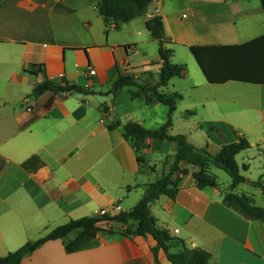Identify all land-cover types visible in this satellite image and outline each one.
<instances>
[{
  "label": "crops",
  "instance_id": "crops-1",
  "mask_svg": "<svg viewBox=\"0 0 264 264\" xmlns=\"http://www.w3.org/2000/svg\"><path fill=\"white\" fill-rule=\"evenodd\" d=\"M97 4L0 0V158L5 161L0 257L71 220L101 211H131L144 187L160 180L174 163L175 144L148 140L138 150L124 136L128 123L162 128L168 107L134 97L135 88L111 94L121 74L158 82V44L146 28L152 15L118 31L114 23H105ZM156 14L162 17L173 64L187 67L185 78L171 80L164 89L183 95L169 134L184 135L212 155L245 137L251 149L236 158L248 182L242 187L258 189L263 197V189L254 184L264 185V0H158ZM191 48H204L207 57L221 59L231 79L209 83ZM90 70L96 76L89 77ZM46 81L74 84L94 95L48 92L32 97ZM33 157L43 166L26 172L21 166ZM231 186L219 183L199 190L188 176L176 199L161 197L152 203L151 213L157 226L187 249L211 254L209 264H264V222L225 205ZM234 193L264 209L257 205L255 191L239 186ZM125 228L103 224L89 247L72 254L64 241L48 242L21 264H157L155 241L119 235ZM111 229L116 233L110 234ZM158 264H171L164 252H159Z\"/></svg>",
  "mask_w": 264,
  "mask_h": 264
},
{
  "label": "trees",
  "instance_id": "trees-1",
  "mask_svg": "<svg viewBox=\"0 0 264 264\" xmlns=\"http://www.w3.org/2000/svg\"><path fill=\"white\" fill-rule=\"evenodd\" d=\"M151 2L152 0H98L97 9L105 23L107 25L114 23V28L119 31L133 20L146 17ZM146 28L151 39L158 44L160 65L158 82L156 84L143 83L132 75L121 74L111 94L116 95L125 88H135L137 92L134 97L143 99L147 104L159 102L168 107V119L162 128L152 131L145 129L140 124L128 123L124 126V136L134 141L138 150L148 140L169 141L175 144V160L169 172L157 182L144 187L143 198L131 211L71 220L67 224L57 227L47 236L37 241L28 242L21 250L0 257V264H21L26 256L22 252H27V255L33 254L52 241H64L65 250L69 254L80 252L95 241L98 233L102 231L101 226L109 223L126 227L118 232L119 235L132 238L151 237L156 243L152 251L157 264L159 252H164L171 264H209L212 260L211 254L203 250L187 249L183 242L172 238L168 232L157 226V221L151 213V205L161 197L175 200L188 176L193 178L195 186L199 190L218 188V180L210 173L211 168L224 171L232 179L231 192L224 199L225 205L249 220L264 222L263 208L255 206L252 199L234 193L237 187L247 181L242 176L236 160L242 152L251 149V145L245 137L238 136L237 143L225 145L218 154L212 155L207 148H198L191 144L184 135L171 136L169 134L173 126L174 114L179 103L183 101V95L165 93L164 89L168 87L171 80L185 78L187 67L173 64V50L168 48L170 42L165 38L164 24L159 14L152 15L146 23ZM190 50L209 83H225L231 79L229 75H225L227 72L224 70L221 59L207 57L204 48H191ZM208 61H211V66ZM48 92L94 95L88 89L74 84L62 85L46 81L34 88L32 97L39 98ZM119 125V123L116 124V126ZM138 161L143 163L142 158H138ZM42 166L40 159L33 157L22 164L21 168L32 173ZM188 167H192V173ZM4 168L5 161L0 158V173ZM254 185L263 189L264 197V185L260 182ZM108 232L116 233L112 229ZM73 234H76V237L69 240ZM176 248H180L177 253L173 252Z\"/></svg>",
  "mask_w": 264,
  "mask_h": 264
},
{
  "label": "rangeland",
  "instance_id": "rangeland-1",
  "mask_svg": "<svg viewBox=\"0 0 264 264\" xmlns=\"http://www.w3.org/2000/svg\"><path fill=\"white\" fill-rule=\"evenodd\" d=\"M156 48H157V51H158V46H156ZM156 49H154V51H153V53L155 54L156 53V51H155ZM211 169H213V168H211ZM211 171V170H210ZM213 175L216 177V176H218L219 177V179L217 178V180H218V184L220 183V184H224V185H226L228 182H232V179L230 178V176L227 174V173H225L224 171H222V170H219V169H217V168H214L213 170ZM211 173V172H210ZM216 173V174H215ZM248 182L246 181V184H247ZM244 185V184H243ZM245 186V185H244ZM240 187L241 188H244V190H246V191H249V192H251V191H255L257 194H256V196H257V205H259L260 207H263L264 206V197H261V196H259L258 195V189L257 190H255V188L253 189V188H250V187H242V185H240ZM254 202V201H253Z\"/></svg>",
  "mask_w": 264,
  "mask_h": 264
},
{
  "label": "built area",
  "instance_id": "built-area-1",
  "mask_svg": "<svg viewBox=\"0 0 264 264\" xmlns=\"http://www.w3.org/2000/svg\"><path fill=\"white\" fill-rule=\"evenodd\" d=\"M127 51H128V52H133L134 50L131 49V48H129V49H127ZM88 75H89V77H94V76H96V72L93 71V70H90ZM66 94H69V93H66ZM120 209H121V208H120L119 206H117V207H115L114 210H115L116 212H119ZM108 214H109V213H108L107 211H101L99 215H100V216H106V215H108Z\"/></svg>",
  "mask_w": 264,
  "mask_h": 264
},
{
  "label": "water",
  "instance_id": "water-1",
  "mask_svg": "<svg viewBox=\"0 0 264 264\" xmlns=\"http://www.w3.org/2000/svg\"><path fill=\"white\" fill-rule=\"evenodd\" d=\"M157 1L158 0H152L151 4L148 8V14L149 15H155L157 13ZM23 255H27V252H22Z\"/></svg>",
  "mask_w": 264,
  "mask_h": 264
}]
</instances>
